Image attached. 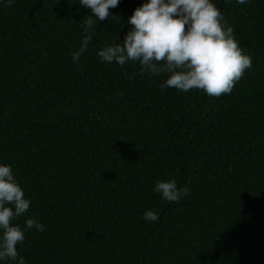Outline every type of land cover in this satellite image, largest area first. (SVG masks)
I'll use <instances>...</instances> for the list:
<instances>
[{
  "label": "trees",
  "instance_id": "obj_1",
  "mask_svg": "<svg viewBox=\"0 0 264 264\" xmlns=\"http://www.w3.org/2000/svg\"><path fill=\"white\" fill-rule=\"evenodd\" d=\"M143 0L94 20L74 0L0 3V163L30 200L25 264H264V0H213L251 67L229 93L161 88L168 73L100 61ZM94 19V18H93ZM187 26L185 25V28ZM189 192L162 199L156 180ZM146 209L158 212L145 222ZM3 264H15L6 260Z\"/></svg>",
  "mask_w": 264,
  "mask_h": 264
},
{
  "label": "clouds",
  "instance_id": "obj_2",
  "mask_svg": "<svg viewBox=\"0 0 264 264\" xmlns=\"http://www.w3.org/2000/svg\"><path fill=\"white\" fill-rule=\"evenodd\" d=\"M91 10L86 15L80 44L70 53L78 62L81 54L92 40L94 20L109 19L110 8L119 0H74ZM244 5L250 0H235ZM11 5L13 0H0ZM94 18V19H93ZM131 25L121 42L107 43L97 50L100 61H138L141 71L154 75L168 73L160 84L179 91L203 89L208 95L219 96L229 93L234 82L251 67V57L238 44L233 29L213 0H143L127 18ZM185 25L187 26L185 28ZM153 192L162 199L178 202L189 189L177 186L174 179L156 180ZM30 200L25 198L22 187L7 163H0V264L6 260L25 264L18 257L17 244L25 239V230L35 228L44 231V225L33 217L24 220V227L11 223L29 208ZM157 211L146 209L142 213L145 222H155Z\"/></svg>",
  "mask_w": 264,
  "mask_h": 264
}]
</instances>
